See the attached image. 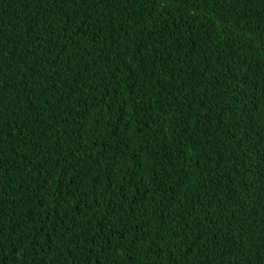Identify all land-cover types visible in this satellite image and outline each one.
Wrapping results in <instances>:
<instances>
[{
    "label": "trees",
    "instance_id": "16d2710c",
    "mask_svg": "<svg viewBox=\"0 0 264 264\" xmlns=\"http://www.w3.org/2000/svg\"><path fill=\"white\" fill-rule=\"evenodd\" d=\"M0 264H264V0H0Z\"/></svg>",
    "mask_w": 264,
    "mask_h": 264
}]
</instances>
